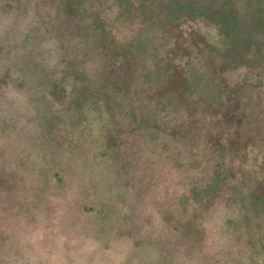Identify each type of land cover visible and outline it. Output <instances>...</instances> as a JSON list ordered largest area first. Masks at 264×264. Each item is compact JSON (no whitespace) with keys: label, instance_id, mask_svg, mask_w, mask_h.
I'll use <instances>...</instances> for the list:
<instances>
[{"label":"rangeland","instance_id":"rangeland-1","mask_svg":"<svg viewBox=\"0 0 264 264\" xmlns=\"http://www.w3.org/2000/svg\"><path fill=\"white\" fill-rule=\"evenodd\" d=\"M0 264H264V0H0Z\"/></svg>","mask_w":264,"mask_h":264}]
</instances>
